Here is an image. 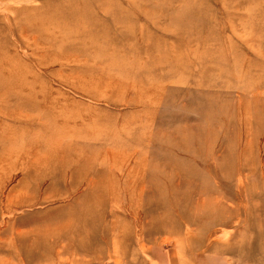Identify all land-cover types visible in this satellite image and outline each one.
<instances>
[{"label":"rangeland","instance_id":"374dc122","mask_svg":"<svg viewBox=\"0 0 264 264\" xmlns=\"http://www.w3.org/2000/svg\"><path fill=\"white\" fill-rule=\"evenodd\" d=\"M0 264H264V0H0Z\"/></svg>","mask_w":264,"mask_h":264},{"label":"bare ground","instance_id":"6f19581e","mask_svg":"<svg viewBox=\"0 0 264 264\" xmlns=\"http://www.w3.org/2000/svg\"><path fill=\"white\" fill-rule=\"evenodd\" d=\"M29 80L36 81L37 79L29 78ZM40 84H43L41 83V80H39L38 85ZM32 86H33V89L31 88L25 89L24 87H21L20 85H16L17 89L10 88L7 90L6 95H2V96L5 98L10 97L9 100L12 102L11 107L13 111L18 108H21L25 112H28L29 110H34L36 114L40 116L41 114H43V116L47 117V114H48L47 111L53 110V105H50V103L48 102V99L49 97L54 95L55 91L54 89H51L49 90V92H47L48 94L47 93L43 95L35 94L36 92L34 90H35V87L37 86L35 84H32ZM49 117L50 116L48 114V120H51L49 119ZM25 124H26L25 122H22V123L19 122L17 127L23 130V128H25L24 127ZM34 127L36 128V126ZM79 139L81 138L80 137L78 138L75 136H67V137H58L55 139V141H58V142L70 141L71 143L72 142L75 143V142H78ZM80 171L83 172L82 174H84V176L86 175L87 172L91 173L95 171L98 172V175L101 176V175H104V173L106 172V169L100 168L96 170L92 168L91 166H88L85 170L81 169ZM82 180L83 179L79 180V178L72 179V181L74 182L73 185L77 184L79 181H82ZM98 187L104 190L105 189L104 182L100 184ZM99 193H100V190H99ZM99 193H90V194H85L84 196H82L75 203V207L79 209V212L75 213L74 211H72L71 213L62 216L60 218L59 223L55 225L54 228H52L51 231H54V232H51V233L58 240L66 239L70 241V245L63 248L64 252L70 251L74 247L76 249L88 250L89 248L88 244H81L77 242L76 235L78 234L82 235L83 233L82 236L84 237L93 236L95 234V230L97 229V226L100 225L101 223L100 220L104 218L103 205L106 199L103 198V196L105 197L106 195L105 193H102V194H99ZM83 227H88L89 230L83 231ZM37 232L41 233L40 231H36L35 233ZM34 249H37V248L35 247ZM27 251H28V248H27ZM31 254L34 255L32 252Z\"/></svg>","mask_w":264,"mask_h":264}]
</instances>
